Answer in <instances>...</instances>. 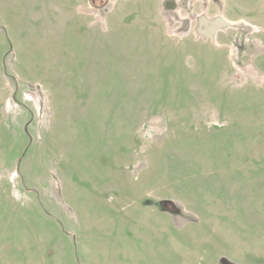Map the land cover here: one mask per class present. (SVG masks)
I'll return each instance as SVG.
<instances>
[{
  "label": "rangeland",
  "instance_id": "obj_1",
  "mask_svg": "<svg viewBox=\"0 0 264 264\" xmlns=\"http://www.w3.org/2000/svg\"><path fill=\"white\" fill-rule=\"evenodd\" d=\"M0 264H264V0H0Z\"/></svg>",
  "mask_w": 264,
  "mask_h": 264
}]
</instances>
